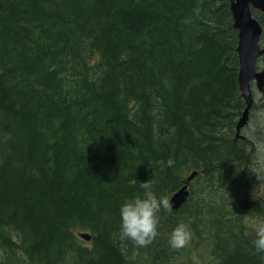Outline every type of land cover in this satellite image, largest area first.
Masks as SVG:
<instances>
[{
	"label": "trees",
	"instance_id": "trees-1",
	"mask_svg": "<svg viewBox=\"0 0 264 264\" xmlns=\"http://www.w3.org/2000/svg\"><path fill=\"white\" fill-rule=\"evenodd\" d=\"M232 2L0 0V264H175L181 221L191 245L208 240L207 264H264L245 224L264 220V171L236 136ZM263 105L255 96L250 112ZM194 170L152 244L119 238L120 205L142 182L169 201Z\"/></svg>",
	"mask_w": 264,
	"mask_h": 264
},
{
	"label": "clouds",
	"instance_id": "clouds-1",
	"mask_svg": "<svg viewBox=\"0 0 264 264\" xmlns=\"http://www.w3.org/2000/svg\"><path fill=\"white\" fill-rule=\"evenodd\" d=\"M143 194L124 200L119 208V238L130 240L137 248H145L159 235L160 212H171L172 206L167 198L153 191V184L144 181L140 184ZM255 231L254 247L257 252H264V220L252 222ZM192 238L190 224L179 222L169 235V245L173 249L185 248ZM194 264H200L193 255Z\"/></svg>",
	"mask_w": 264,
	"mask_h": 264
},
{
	"label": "water",
	"instance_id": "water-1",
	"mask_svg": "<svg viewBox=\"0 0 264 264\" xmlns=\"http://www.w3.org/2000/svg\"><path fill=\"white\" fill-rule=\"evenodd\" d=\"M231 8L234 26L239 31L237 50L240 68L238 82L242 97L246 101V108L240 120V125H243L253 103L250 83L253 80H257V85L261 86L264 82L262 79L264 72H258L256 69L257 60L264 53V47H260L262 27L252 14V10L264 13V0H233ZM196 174L197 171H193L188 175L186 181L193 179ZM188 194L187 183H185L178 191L172 194L169 200L170 205L173 208L180 207L188 197ZM79 236L87 241L91 238L87 232H79Z\"/></svg>",
	"mask_w": 264,
	"mask_h": 264
},
{
	"label": "rangeland",
	"instance_id": "rangeland-1",
	"mask_svg": "<svg viewBox=\"0 0 264 264\" xmlns=\"http://www.w3.org/2000/svg\"><path fill=\"white\" fill-rule=\"evenodd\" d=\"M260 63L264 67V59H262ZM253 89L256 93V97L257 96L262 97L264 95V91L262 92L258 90L257 87L254 86ZM238 124L239 125H237V132L240 131L241 128H243L241 130L242 132L241 133L238 132V134L244 136L243 138H248L249 140H251L253 146L256 148V152L254 153V166L259 167L260 172L264 171V142H263L264 133L260 134V130L264 128V105L259 107V109L253 110L252 113L250 112L249 117L247 118L246 122L243 125H240V122ZM262 181L263 180L261 179L260 180L261 186H259L260 189L257 190V194H259L258 196L259 198L264 197V194H262V192H264V188L262 187L263 186ZM253 221H255V219L248 218L246 222L247 227L253 228L252 227ZM198 244H199L198 246H195L194 244L191 245L189 243V245H187L188 246L187 249L184 250L183 253L177 257V259L175 260V264H190V263L194 264L192 260L193 255L199 258L200 264L209 263L211 254L209 250L210 245L208 244V240L206 238H203L201 241H199Z\"/></svg>",
	"mask_w": 264,
	"mask_h": 264
},
{
	"label": "bare ground",
	"instance_id": "bare-ground-1",
	"mask_svg": "<svg viewBox=\"0 0 264 264\" xmlns=\"http://www.w3.org/2000/svg\"><path fill=\"white\" fill-rule=\"evenodd\" d=\"M59 4H60V3H59ZM51 5H52V4H51ZM20 6H21V5H20ZM72 6H73V5H72ZM48 7H49V6H48ZM16 8H17V7H16ZM35 9H36V8H35ZM20 10H21V9H20ZM58 10H59V9H58ZM29 11H30V10H29ZM77 12H78V11H77ZM74 14H75V13H74ZM17 18H18V17H17ZM44 18H45V17H44ZM14 19H15V18H14ZM20 20H21V19H20ZM20 22H21V21H20ZM24 22H25V21H24ZM13 23H14V22H13ZM56 23H57V22H56ZM23 24H25V23H23ZM20 25H21V23H20ZM15 27H16V25H15ZM38 29H39V28H38ZM15 30H16V29H15ZM36 32H37V31H36ZM18 36H19V34H18ZM30 36H31V35H30ZM33 37H34V36H33ZM21 38H22V37H21ZM18 40H19V39H18ZM49 41H50V40H49ZM19 42H20V41H19ZM3 43H4V42H3ZM41 43H42V42H41ZM64 43H65V42H64ZM3 45H4V44H3ZM30 45H31V44H30ZM44 48H45V47H44ZM82 48H83V47H82ZM27 49H28V48H27ZM78 49H79V48H78ZM44 50H46V49H44ZM25 51H26V50H25ZM46 51H47V50H46ZM36 52H37V51H36ZM98 52H99V51H98ZM135 55H136V54H135ZM90 57H91V56H90ZM34 58H35V57H34ZM40 59H41V58H40ZM29 60H30V59H29ZM41 60H42V59H41ZM50 61H51V59H50ZM98 61H99V60H98ZM96 62H97V61H96ZM37 63H38V62H37ZM12 64H13V63H12ZM48 64H49V63H48ZM49 65H50V64H49ZM32 66H33V65H32ZM51 66H52V65H51ZM51 66H50V68H51ZM150 66H151V65H150ZM48 67H49V66H48ZM56 67H57V65H56ZM58 68H59V67H58ZM54 70H55V69H54ZM166 70H167V69H166ZM56 71H57V70H56ZM101 71H102V70H101ZM21 74L23 75V73H21ZM56 74H57V73H56ZM61 74H62V73H61ZM156 74H157V73H156ZM3 75H4V74H3ZM103 75H104V74H103ZM32 76H33V75H32ZM0 77H1V76H0ZM9 77H10V76H9ZM47 77H48V76H47ZM76 77H78V76H76ZM104 78H105V77H104ZM4 79H5V78H3V80H4ZM9 79H10V78H9ZM59 79H60V78H59ZM64 79H65V78H64ZM70 81H71V80H70ZM73 83H74V82H73ZM8 84H9V83H8ZM97 85H98V83H97ZM70 86H71V85H70ZM5 87H6V86H5ZM77 87H78V86H77ZM77 87H76V88H77ZM81 87H82V86H81ZM61 88H62V87H61ZM82 88H83V87H82ZM26 89H27V88H26ZM73 89H74V88H73ZM58 90H59V89H58ZM66 90H67V89H66ZM71 90H72V88H71ZM20 91H22V90H20ZM9 92H10V91H9ZM41 92H42V91H41ZM71 92H72V91H71ZM19 93H20V92H19ZM61 93H62V92H61ZM63 93H64V92H63ZM70 94H71V93H70ZM61 95H63V94H61ZM15 99H16V98H15ZM78 99H80V97H79ZM23 100H24V99H23ZM60 100H61V99H60ZM15 101H16V100H15ZM74 102H75V101H74ZM134 102H135V101H134ZM71 103H72V102H71ZM25 105H26V104H25ZM35 106H36V105H35ZM73 106H74V105H73ZM70 107H71V106H70ZM156 107H157V106H156ZM158 107H160V106H158ZM163 108H164V107H163ZM160 109H161V108H160ZM86 111H87V110H86ZM26 112H27V111H26ZM29 112H30V111H29ZM41 112H42V111H41ZM163 112H164V111H163ZM168 113H169V112H168ZM160 114H161V112H160ZM18 115H19V114H18ZM168 115H169V114H168ZM258 118H259V117H258ZM146 122H147V121H146ZM144 127H145V126H144ZM159 129H160V128H159ZM256 129H257V128H256ZM263 129H264V128H263ZM252 131H253V130H252ZM252 131H251V132H252ZM156 132H157V131H156ZM156 132H155V133H156ZM240 133H241V132H240ZM162 134H163V133H162ZM252 134H253V133H252ZM148 135H149V134H148ZM231 135H232V134H231ZM159 136H160V135H159ZM255 136H256V135H255ZM10 138H11V137H10ZM35 139H36V138H35ZM258 139H259V138H258ZM2 141H3V140H2ZM20 141H21V140H20ZM3 142H4V141H3ZM263 142H264V141H263ZM239 145H240V144H239ZM244 153H245V152H244ZM251 156H252V155H251ZM261 156H262V155H261ZM255 167H256V166H255ZM192 172H193V171H192ZM192 172H191V173H192ZM258 172H259V171H258ZM191 173H190V174H191ZM223 178H224V177H223ZM226 178H227V177H226ZM249 178H250V177H249ZM240 179H241V178H240ZM259 179H260V178H259ZM187 182H188V181H185V183H187ZM203 182H205V179L203 180ZM256 182H257V181H256ZM256 182H255V183H256ZM185 183H184V184H185ZM184 184H183V185H184ZM252 184H253V183H252ZM202 185H203V184H202ZM230 185H231V184H230ZM232 185H233V184H232ZM240 185H241V184H240ZM199 186H200V185H199ZM210 186H211V185H210ZM218 186H219V185H217V188H218ZM220 186H221V185H220ZM242 186H243V185H242ZM205 187H206V186H205ZM223 187H224V186H223ZM225 187H226V186H225ZM230 187H231V186H230ZM236 187H237V186H236ZM246 187H247V186H246ZM178 188H179V187H178ZM199 188H200V187H199ZM203 188H204V187H203ZM241 188H242V187H241ZM250 188H251V187H250ZM255 188H256V187H255ZM179 189H180V188H179ZM179 189H178V190H179ZM201 189H202V188H201ZM218 189H219V188H218ZM236 189H237V188H236ZM262 189H263V188H262ZM178 190H176V191H178ZM187 190H188V192H189V194H190L191 192H190V190H189V186H188V184H187ZM208 190H209V189H208ZM219 190H221V189H219ZM176 191H175V192H176ZM200 191H201V190H200ZM251 191H252V190H251ZM223 192H224V191H223ZM229 192H230V191H229ZM206 193H207V192H205V194H206ZM189 194H188V196H189ZM200 194H201V193H200ZM202 194H203V193H202ZM205 194H204V196H205ZM212 194H213V193H212ZM223 194H224V193H223ZM231 194H232V193H231ZM235 194H236V193H235ZM239 195H240V194H239ZM247 195H248V194H247ZM171 196H172V195H171ZM171 196H170V198H171ZM201 196H202V195H201ZM226 196H227V195H226ZM170 198H169V200H170ZM187 198H188V197H187ZM187 198H186V199H187ZM202 198H203V197H201V200H202ZM208 198H209V197H208ZM262 198H263V197H262ZM254 199H255V198H254ZM237 202H238V201H237ZM183 203H184V202H183ZM258 203H259V202H258ZM263 204H264V203H263ZM249 206H250V205H249ZM261 207H262V206H261ZM172 208H173V207H172ZM178 208H179V207H178ZM178 208H173V209H178ZM238 209H239V208H238ZM236 211H237V210H236ZM243 212H244V211H243ZM253 212H254V211H253ZM260 213H261V212H260ZM248 214H249V213H248ZM239 215H240V214H239ZM180 217H181V216H180ZM235 217H236V216H235ZM190 218H191V217H190ZM237 219H238V218H237ZM195 220H196V219H195ZM188 221H189V220H188ZM188 221H187V222H188ZM231 221H232V220H231ZM235 221H236V220H235ZM239 222H240V221H239ZM194 223H195V222H194ZM245 224H246V223H245ZM11 226H12V224H11ZM231 226H232V225H231ZM246 226H247V225H246ZM232 228H233V227H232ZM15 231H16V230H15ZM247 233H248V232H247ZM225 237H226V236H225ZM242 238H243V237H242ZM245 238H246V237H245ZM28 240H29V239H28ZM28 240H27V241H28ZM30 241H31V240H29V242H30ZM31 243H32V242H31ZM27 245H28V244H27ZM27 245H26V246H27ZM187 247H188V246H187ZM24 248H25V247H24ZM1 249H2V248H1ZM145 249H146V248H145ZM191 249H192V248H191ZM7 250H8V249H7ZM11 251H12V250H11ZM142 251H143V250H142ZM36 252H37V251H36ZM144 252H145V251H144ZM3 253H4V252H3ZM130 253H131V252H130ZM190 253H191V252H190ZM40 254H41V253H40ZM45 254H46V253H45ZM128 254H129V253H128ZM139 254H140V251H139ZM4 255H5V254H4ZM12 256H13V255H12ZM137 256H138V255H137ZM137 256H136V257H137ZM43 257H44V256H43ZM129 257H130V256H129ZM8 258H9V257H8ZM89 258H90V257H89ZM137 258H139V257H137ZM140 258H141V257H140ZM59 259H60V258H59ZM8 260H9V259H8ZM49 260H50V259H49ZM136 260H137V259H136ZM80 262H81V261H80ZM5 263H6V262H5ZM5 263H4V264H5ZM21 263H22V262H21ZM57 263H58V262H57ZM57 263H56V264H57ZM138 263H139V261H138ZM2 264H3V263H2ZM82 264H83V263H82Z\"/></svg>",
	"mask_w": 264,
	"mask_h": 264
},
{
	"label": "flooded vegetation",
	"instance_id": "flooded-vegetation-1",
	"mask_svg": "<svg viewBox=\"0 0 264 264\" xmlns=\"http://www.w3.org/2000/svg\"><path fill=\"white\" fill-rule=\"evenodd\" d=\"M261 47H262V45H261ZM262 59H264V54L260 57V59L258 60V63H257V70H259V69H261V68H264L262 65H259V61L261 62L262 61ZM254 86L256 87V82L253 80L252 82H251V87H252V91H253V95H256V93H255V91H254ZM255 97V96H254ZM254 102H255V98H254ZM253 102V103H254ZM253 103H252V105H253ZM252 105H251V107H252ZM251 107H250V110H251ZM249 117V116H248ZM243 128H241L240 129V131H238L239 133L240 132H242L241 130H242ZM238 132L236 131V136L237 137H240V138H243L244 136H241V135H239L238 134ZM243 139H245V138H243ZM262 190V189H261Z\"/></svg>",
	"mask_w": 264,
	"mask_h": 264
}]
</instances>
